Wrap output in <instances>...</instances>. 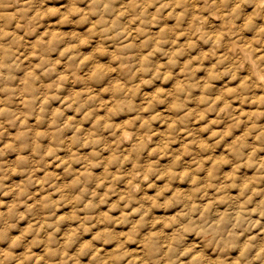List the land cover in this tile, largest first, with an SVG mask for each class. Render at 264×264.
I'll list each match as a JSON object with an SVG mask.
<instances>
[{
    "label": "clouds",
    "instance_id": "clouds-1",
    "mask_svg": "<svg viewBox=\"0 0 264 264\" xmlns=\"http://www.w3.org/2000/svg\"><path fill=\"white\" fill-rule=\"evenodd\" d=\"M0 264H264V0H0Z\"/></svg>",
    "mask_w": 264,
    "mask_h": 264
}]
</instances>
